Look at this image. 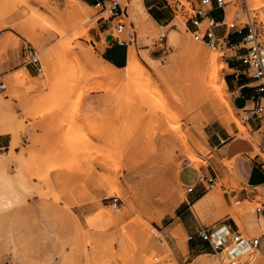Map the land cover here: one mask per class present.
<instances>
[{"label": "rangeland", "instance_id": "obj_1", "mask_svg": "<svg viewBox=\"0 0 264 264\" xmlns=\"http://www.w3.org/2000/svg\"><path fill=\"white\" fill-rule=\"evenodd\" d=\"M115 1L118 14L97 7L96 0L85 9L73 0H0V132L10 130L0 133L7 142L0 149V186L22 199L0 211V264H264L255 250L197 256L175 215L191 202L189 188L213 178V187L203 181L208 195L200 220L215 227L231 216L244 238L264 234V219L256 213L264 189L254 200L225 199V190L252 188L241 184L238 160L264 158V128L252 130L229 87L223 91L231 107L206 85L194 86L186 45L192 40L216 53V68L226 79L244 44L213 48L196 40L182 10L191 12L188 0H170L174 12L155 0L169 15L163 25L151 16L156 7L145 6L150 16L142 21L134 17L132 0ZM227 1L228 24L240 29L250 20L264 34V0ZM70 5L89 19L79 20ZM119 22L126 25L121 38L129 43L128 54L134 50L148 74L113 82L96 67L117 76L125 70L103 64L93 33L108 23L118 35ZM28 46L40 64L26 63ZM80 48L92 51L93 62ZM199 69L205 76L207 66ZM213 127L254 151L220 160L206 134ZM105 197L118 198L119 207Z\"/></svg>", "mask_w": 264, "mask_h": 264}, {"label": "crops", "instance_id": "obj_2", "mask_svg": "<svg viewBox=\"0 0 264 264\" xmlns=\"http://www.w3.org/2000/svg\"><path fill=\"white\" fill-rule=\"evenodd\" d=\"M82 1H86L88 4L92 5L90 3L92 0ZM144 5L151 10L155 7L157 8L151 16L159 25H163L169 20V15L166 12H163L158 6L159 2L155 3V0H144ZM223 16L222 10L217 8L213 9L211 17L216 21H222ZM104 22H106V20ZM110 23H113V21H110ZM216 33L219 37H223L225 30L224 28H218ZM93 37L98 45V52L106 63L113 65L118 69H123L127 66L129 58V43L127 42V44L124 45L118 43L114 35L113 27H111L108 23H102L99 25V29L93 33ZM243 38L244 35H239L235 30L231 34L230 42L238 44L242 42ZM29 70L30 73H33L31 69ZM246 70V66H244L241 61L229 64V74L226 77L229 90L234 94L235 105L241 110L253 106L252 97L257 93L255 88L257 83L251 81L247 77ZM249 125L252 130L261 131L264 128V120L254 118L249 121ZM206 134L208 136L209 145L215 151V154L220 160H231L241 153L244 154L245 152L254 151V147L250 143L235 139L227 130H221L213 127L207 130ZM4 137L5 136H0V149L7 148V142ZM260 149L264 153V138L262 139ZM243 158L244 159L238 160L241 184L249 185L252 188L242 190H225V192H230L229 195L225 196L226 200H230V198L235 197L239 198L240 201L254 200L260 194L258 189H264V158L260 155H258L255 159H250L248 156ZM212 171L218 179L219 173L214 170V167H212ZM218 171L222 174L221 169H218ZM188 178L189 177L187 176L185 177V179ZM207 195L208 189L206 186L204 184H199L190 194L191 202L184 204V209H182V207H184L182 204L179 208H177L175 213L176 222L179 223L180 226L183 227V230L189 235L190 252L199 257L203 254V252L212 250L210 244L198 236V232L201 229L211 230L213 238L218 240L225 239L232 234L241 233L236 220L231 216H227L225 219L218 222L215 227L209 225V222L205 223L200 220L198 213L200 212L202 205H204L202 202L206 199ZM260 217L261 216L258 215V218ZM240 248L242 249H237L242 250L245 253L252 251L245 245L240 246ZM258 254L259 257L264 259V234L260 236Z\"/></svg>", "mask_w": 264, "mask_h": 264}, {"label": "built area", "instance_id": "obj_3", "mask_svg": "<svg viewBox=\"0 0 264 264\" xmlns=\"http://www.w3.org/2000/svg\"><path fill=\"white\" fill-rule=\"evenodd\" d=\"M163 2L174 12L173 4L176 5V3L172 4L170 0H163ZM188 2L190 3L191 12L187 11L185 6H183L182 10L186 12L188 24L191 26L192 34L196 40L216 48L223 44L227 46L229 45V39L231 37L232 30H236L239 35H244V38L240 43L244 44V53L241 55L240 61L247 68V77L251 81L257 83L255 86L257 93L252 97L253 107L244 109L243 111L247 115L246 121L248 124L249 121L254 118L264 120V42L261 41V38L264 37L263 32L258 28L256 22H252L250 20L243 28L240 29H238L239 25L237 23L228 24L226 21L225 10L226 6L229 4L227 0H200L199 3L188 0ZM177 4L179 6L181 5V2L177 1ZM96 6L103 10L109 11L112 14H118L119 12L118 3L115 0H98ZM214 8L222 10L224 14L222 21H216L211 17ZM176 9L178 10V7ZM206 21L209 22V26L203 30L202 26ZM218 28H224L225 34L223 37H219L217 35L216 30ZM125 29L126 25L122 22H119L115 26V31L118 33V35H115V37L118 43L122 45L127 44L128 42L121 38V35L124 33ZM25 51V60L27 64H40V59L38 58L36 52L33 51L32 46H28ZM203 181L204 183H208L211 187L214 186L215 180L213 178L205 177ZM203 181H201L200 184H204ZM195 189L196 187L189 188L188 191L189 193H192ZM104 201H110L114 207H119V199L116 197H105ZM256 213L257 215L264 218V202L257 206ZM198 236L202 240L208 242L214 252H228L232 257H237L240 255L239 252L242 250L237 248H240L242 245L247 246L251 250L258 251V245L260 241V237L246 239L241 233L232 234L222 240H214L213 233L208 229H201L198 232Z\"/></svg>", "mask_w": 264, "mask_h": 264}, {"label": "bare ground", "instance_id": "obj_4", "mask_svg": "<svg viewBox=\"0 0 264 264\" xmlns=\"http://www.w3.org/2000/svg\"><path fill=\"white\" fill-rule=\"evenodd\" d=\"M73 1H75L79 5L83 6L84 9H85V7H92V5L88 4L86 1L85 2L82 1V0H73ZM132 1H133V4H134L133 8H134V17L135 18H138V19L144 21V18L146 16H150L148 13L146 14L145 11H144L145 10L144 0H132ZM69 7H70V10H71L72 14L74 16H76L79 20L86 21L87 19H89L87 13L80 6L78 7V6L70 5ZM136 23H137V21H136ZM180 25L181 24H179V27H180ZM182 31H184V28H183ZM171 38L173 40L178 41V42H182L183 41L182 38L178 34H176V33L172 34L171 35ZM186 45H187V48H188V53L190 54V61H191V63H190L191 67L190 68H192L193 71H194L193 72V77H194V82L193 83H194V86L195 87H199L201 85H206L208 91L210 92V94L213 97H215L219 102L225 104L226 106L231 107L232 105H230V103L227 101L226 96H225L224 91H223V89L224 90H227L228 89L227 81H226L225 78H221V74L218 71V69L216 68L217 63H218V55L216 53H213V52L208 51L205 47H204L205 48L204 49L203 47L198 46L197 44L193 43L192 40L191 41H187V44ZM80 49H81L80 52L83 54V56L86 58V60H88L89 62H93L92 51L91 50L84 49V48H80ZM101 61L103 62V64L108 65L113 70H117V71L119 70L115 66L106 63L103 60L102 57H101ZM202 65H206L207 66V71H206V75L205 76L202 75V73H200V70L201 69H199V68ZM96 69H97V71L99 73L103 74L104 76H106L108 79H110L113 82H120V81H123L125 79L126 80L127 79H134V78L135 79H138L143 74H148V69L146 68L145 65H143L142 63H140V61L137 58L136 52L134 50H132L129 53L128 64H127V66L125 68H123L125 70L124 71L125 72V75L124 76L114 75L110 71H107V70H105L103 68H100V67H96ZM26 72H27V74L30 75V73L28 71H26ZM121 72L123 73V71H121ZM219 81L222 84V87L221 88L218 86V82ZM202 94H203V92H202ZM241 129H243V128H241ZM8 133H10V130H9V132L8 131H5V132H3L1 134L2 135H6ZM192 158H193V156H192ZM208 198H210V197H208ZM216 199H218V198H216ZM21 201H22V199H21V197H20L19 194L9 192L5 188H3V187L0 186V211H9V210L13 209L14 207L16 208V205H18L19 203H21ZM213 202H215V200ZM216 203H217V201H216ZM10 213H11V211H10ZM112 216H113V214H112ZM255 225H257V224H255ZM180 228H181V233H183L184 232L183 231V227L180 226ZM181 233L178 234V235H181ZM182 244H183V246L185 248H187V242L186 241H183ZM239 249H242V248H239ZM255 251L258 253L257 250H255ZM239 254H246V253L243 252V251H240ZM200 264H204V263H201L200 262Z\"/></svg>", "mask_w": 264, "mask_h": 264}]
</instances>
